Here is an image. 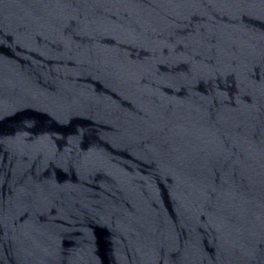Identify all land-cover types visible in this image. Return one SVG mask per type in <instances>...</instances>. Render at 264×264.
I'll use <instances>...</instances> for the list:
<instances>
[{
  "label": "water",
  "instance_id": "1",
  "mask_svg": "<svg viewBox=\"0 0 264 264\" xmlns=\"http://www.w3.org/2000/svg\"><path fill=\"white\" fill-rule=\"evenodd\" d=\"M0 264H264V0H0Z\"/></svg>",
  "mask_w": 264,
  "mask_h": 264
}]
</instances>
